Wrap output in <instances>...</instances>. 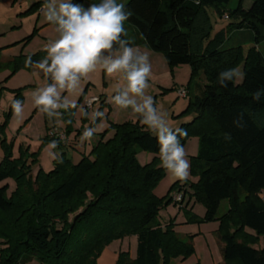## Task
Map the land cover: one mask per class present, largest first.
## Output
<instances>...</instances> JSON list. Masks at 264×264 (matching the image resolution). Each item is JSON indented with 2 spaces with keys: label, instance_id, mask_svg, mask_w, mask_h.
<instances>
[{
  "label": "trees",
  "instance_id": "trees-1",
  "mask_svg": "<svg viewBox=\"0 0 264 264\" xmlns=\"http://www.w3.org/2000/svg\"><path fill=\"white\" fill-rule=\"evenodd\" d=\"M83 1L101 2L66 0L64 4ZM230 1L129 0L123 9L125 14L132 13L124 22L127 37H120L131 41L126 47L146 46L162 53L170 69L190 68L183 113L191 119L180 128L187 132L180 143L189 134L198 136V151L190 161L196 182H176L165 196L154 194L166 169L156 133L142 118L109 123L90 153L77 163L60 153L50 171L39 167L34 175L35 155L21 153L12 158L11 147L0 137L4 151L0 160V264L32 260L96 264L108 243L131 235L137 238L135 257L123 251L114 264H169L172 259L186 258L193 253L191 236L181 239L172 220L159 221V211L173 201L171 193L180 184L189 187V199L204 204L201 221L220 222L224 264H264V202L259 197L264 190V60L256 48L264 43V0H252L247 9L243 0H237L234 8L226 9ZM41 5L32 4L24 14ZM208 9L229 20L214 35ZM247 44L250 47L244 53ZM114 51H121L119 44H113ZM43 52L15 57L10 61L13 73L23 67L38 68ZM238 66L244 73L242 80L233 75L222 86L220 73ZM46 75L53 78L51 73ZM196 79L197 91L191 97L190 84ZM81 100L82 95L74 106L65 105L59 113L66 135ZM105 104L99 98L98 111ZM108 130L113 135L105 140ZM49 140L54 149H61L59 139ZM139 151L153 154L151 162L141 165L136 157ZM9 179L14 182L12 190ZM224 200L228 209L217 216ZM261 239L263 245L255 248Z\"/></svg>",
  "mask_w": 264,
  "mask_h": 264
},
{
  "label": "rangeland",
  "instance_id": "rangeland-1",
  "mask_svg": "<svg viewBox=\"0 0 264 264\" xmlns=\"http://www.w3.org/2000/svg\"><path fill=\"white\" fill-rule=\"evenodd\" d=\"M129 0H116L117 3L125 4ZM237 0H231L226 6V9L234 8ZM34 2H41L42 5L29 14H24L27 5H32ZM50 0H0V137L4 139L9 145L10 154L12 158H19L21 153L34 154L37 160V165L48 172L53 167V160L58 149L53 148V142L50 138H54L53 132L65 135V139L60 140L62 143L60 153H65L74 157L73 162L79 158L78 151L74 150L75 143L68 141L67 136L74 138L77 132H80V145L82 146L84 139L83 134L88 129H98L93 131V135L103 133L109 123L106 114L114 109V115L129 116L131 120L135 121L142 118L144 113L136 112L134 106L143 105L144 101L151 96L154 100L153 107L156 108L158 114L173 129L181 128L187 118L191 116L183 113L188 104L186 98L178 95V90L185 89L181 83L185 81L184 74L180 69H170L165 61L164 55L160 52H155L146 46H135L139 48L142 53H147L149 64L151 65V73L148 78L149 87L143 90L142 95H137L128 92V81L126 79L127 73L123 70L109 76L101 69V64L104 59L109 57L116 58L122 52L114 51L107 52L101 55V59L96 65V70L89 73L86 77H82L76 86L71 90L65 87L63 90L57 85L58 98L54 97L57 107L44 110L42 105H37L36 100L42 92L49 86L54 85L55 81L52 78L49 80L44 68H20L13 73V64L10 63L15 57L22 55H29L38 51H44L42 55L43 63L47 59L45 67L51 65V59L48 58V53L45 46L51 47V42L59 39L61 32L58 30L59 25L55 19L51 22L47 21L44 13L49 12L47 5ZM66 0H52L57 10L59 4ZM81 4L87 9L91 4L89 1L74 2L71 4L75 6ZM252 0H243V7L249 8ZM45 5V7H44ZM166 7L163 6V9ZM210 21L213 24L212 34L214 35L220 29H223L229 22L226 16L219 18L211 9L207 10ZM250 47V44L245 45L244 53ZM264 60V43L256 47ZM40 63V64H41ZM237 68L241 71V66ZM236 76L240 80V76ZM190 77V76H189ZM197 79L190 84V96L193 97L196 93ZM187 92V90H186ZM127 93V99L134 101L135 105L128 104L127 107L119 106L115 103V97L123 96ZM82 95L78 107L75 110L74 118L71 124V132L66 135V124L59 118V113L65 105L74 106ZM92 97L106 99L111 106L105 104L98 111L99 101L95 103L93 109L88 111L85 120L82 119L84 113V103ZM19 102L20 112L14 113L13 104ZM11 110V111H10ZM10 112L9 117L7 113ZM166 113L163 116L161 113ZM103 114V115H101ZM99 116V120L94 121V118ZM93 122H95L94 125ZM154 132V131H153ZM104 138H110L113 131H106ZM56 139V138H55ZM186 152V159L190 161L198 151V136L196 134H189L186 142L182 145ZM86 155L90 153L89 139L85 144ZM4 157V151L0 142V160ZM138 162L141 165L150 163L154 155L149 152L139 151L136 155ZM38 170V169H37ZM34 167L32 174L37 171ZM189 167V176L185 180L187 182H196ZM11 190L14 188L12 179L8 180ZM176 182L182 181L173 177V175L166 169L165 175L161 178L155 186L153 192L158 197L165 196L170 187ZM189 187L180 184L177 190L171 193L172 199L174 196H182L181 201L170 202L166 207L159 211V221L161 223L174 222V231L181 239L188 240L191 236L193 253L186 257H178L172 259L169 264H224L222 257V243L218 238V231L220 228L219 221L203 222L201 221L205 214V206L195 199H189ZM185 196V197H184ZM260 200L264 202V190L259 193ZM190 201V202H189ZM175 202V204H174ZM228 209V202L222 201L217 216H221ZM73 215L70 216L72 220ZM251 233L250 230H247ZM137 238L135 235L127 236L122 239L112 240L102 250L100 256L96 260V264H110L109 258L113 255L118 256L120 252H128L131 258L135 257ZM263 245V240H260L258 248ZM117 259V258H116ZM27 264H39L36 260H32Z\"/></svg>",
  "mask_w": 264,
  "mask_h": 264
},
{
  "label": "clouds",
  "instance_id": "clouds-1",
  "mask_svg": "<svg viewBox=\"0 0 264 264\" xmlns=\"http://www.w3.org/2000/svg\"><path fill=\"white\" fill-rule=\"evenodd\" d=\"M45 7V5H44ZM48 13H44L47 21L53 19L59 25L60 38L51 42V47L45 46L51 65L45 67L47 59L40 64L45 73H51L55 81L54 85L47 87L36 100L37 105H42L44 110L57 107L54 97L58 98L57 85L61 90L65 87L71 90L78 84L82 77L96 70V65L101 59L102 52H112L113 44H119L120 52L116 58L103 60L101 69L109 76L120 72L127 73L128 92L142 95L143 90L149 87L148 78L151 73V65L147 53H142L139 48L126 47L131 42L129 39L122 41L121 35L127 37L124 22L132 15L131 11L125 14L123 3L116 0H101L100 3H91L87 9L81 4L75 6L61 2L58 10L50 0L47 5ZM28 66V60L25 61ZM243 72L239 68L228 69L220 73V84L224 80H230L233 75L243 78ZM259 93L254 96L257 98ZM115 103L122 107L128 104L135 105L134 101L127 99V93L115 97ZM154 100L149 96L141 106H134L136 112L144 113L142 123L148 126L149 130L156 133L160 145V158L162 166L167 169L174 178L185 181L189 176V161L186 159V152L180 143V138L185 137L187 132L177 128L173 130L168 123L158 114L153 107ZM14 113L20 112V105L17 101L13 104ZM166 116V113H163ZM103 115V114H101ZM88 129L82 139H90L93 131Z\"/></svg>",
  "mask_w": 264,
  "mask_h": 264
},
{
  "label": "crops",
  "instance_id": "crops-1",
  "mask_svg": "<svg viewBox=\"0 0 264 264\" xmlns=\"http://www.w3.org/2000/svg\"><path fill=\"white\" fill-rule=\"evenodd\" d=\"M34 3H35V2H34ZM30 6H31L30 4L27 5V7H26L24 10H27ZM175 69H180V71L183 72V74H184V76H185V77H184L185 81H184L183 83H181V86H184V85L188 82V80H189V76H190V68H189V66H187V65H182V66H179V67H177V68H175ZM236 80H237V79H236ZM240 80H241V78H240ZM237 81H239V80H237ZM101 99H102V98H101ZM102 100H104V99H102ZM105 103L108 104V106H111L110 103L107 102L106 99H105ZM109 109H110V110H109L108 113L106 114V118H107L108 123H123V122H126V121L131 120V118H130L129 116H121V115H119V114H118V115H114V109H113L112 107H109ZM100 111H101V110H100ZM100 111H99V113H100ZM190 119H191V118H187L184 122L186 123V122H188ZM99 134H100V133H99ZM99 134H98V135L94 134V135L89 139L90 151H91L93 145H95V144L97 143V141L99 140ZM80 135H81V133H80V132H77V133H76V136H75L73 139L70 138V135L67 136L68 141H72V142L75 143V146L73 147V149L76 150V151H78V153H80V154H79V158L77 159L76 162H73V159H74L73 156H71V155H70V156L67 155V158H69L73 163H77L83 155L86 156L85 144H86L87 138H84L83 144H82V146H81V145H80V140H79ZM104 139H105V138H104ZM105 140H106V139H105ZM54 150H55V149H54ZM58 155H59V150L56 151V156H58ZM56 156H55V157H56ZM39 167H40V165H37V166L35 167V169L37 170ZM190 182H191V181H190ZM8 183H9V182H8ZM189 202H190V201H189ZM116 258H117V256L113 255L112 258H109V263H110V264H114L115 261H116Z\"/></svg>",
  "mask_w": 264,
  "mask_h": 264
},
{
  "label": "built area",
  "instance_id": "built-area-1",
  "mask_svg": "<svg viewBox=\"0 0 264 264\" xmlns=\"http://www.w3.org/2000/svg\"><path fill=\"white\" fill-rule=\"evenodd\" d=\"M24 1H26V0H24ZM178 95L180 97L186 98L187 97V92H186L185 89H180V90H178ZM98 101H99L98 97H92V98H89L88 100H86L85 103H84V108H83L84 112L91 111L93 109V106L95 105V103H97ZM52 135L54 136V138H57L59 140L65 139V135L64 134L53 132ZM181 197L182 196H174L173 200L175 202L181 201V199H182Z\"/></svg>",
  "mask_w": 264,
  "mask_h": 264
}]
</instances>
